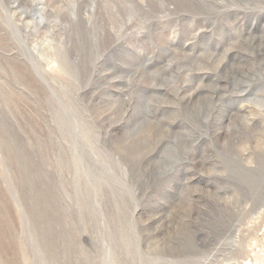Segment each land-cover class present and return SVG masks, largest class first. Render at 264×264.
<instances>
[{"label":"rangeland","instance_id":"rangeland-1","mask_svg":"<svg viewBox=\"0 0 264 264\" xmlns=\"http://www.w3.org/2000/svg\"><path fill=\"white\" fill-rule=\"evenodd\" d=\"M0 264H264V0H0Z\"/></svg>","mask_w":264,"mask_h":264}]
</instances>
